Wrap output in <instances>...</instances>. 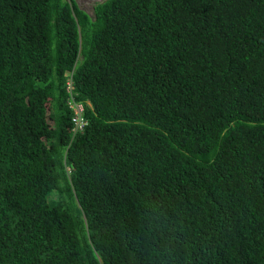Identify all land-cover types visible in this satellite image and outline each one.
Instances as JSON below:
<instances>
[{
  "label": "trees",
  "instance_id": "trees-1",
  "mask_svg": "<svg viewBox=\"0 0 264 264\" xmlns=\"http://www.w3.org/2000/svg\"><path fill=\"white\" fill-rule=\"evenodd\" d=\"M0 264H264V0H0Z\"/></svg>",
  "mask_w": 264,
  "mask_h": 264
},
{
  "label": "built area",
  "instance_id": "built-area-1",
  "mask_svg": "<svg viewBox=\"0 0 264 264\" xmlns=\"http://www.w3.org/2000/svg\"><path fill=\"white\" fill-rule=\"evenodd\" d=\"M65 89L68 93L67 106L71 110V130L73 132L80 131L86 124V119L83 116V104L74 99L73 89L69 79L66 80Z\"/></svg>",
  "mask_w": 264,
  "mask_h": 264
},
{
  "label": "clouds",
  "instance_id": "clouds-1",
  "mask_svg": "<svg viewBox=\"0 0 264 264\" xmlns=\"http://www.w3.org/2000/svg\"><path fill=\"white\" fill-rule=\"evenodd\" d=\"M101 1H103V0H101ZM100 1V2H101ZM97 3V2H96ZM94 6V5H93ZM93 6L92 7H90V9H91V12L93 13ZM82 10V9H81ZM84 11V10H83ZM87 15H89L86 11H84ZM92 13H91V15H89V16H92ZM70 75H71V71H65L64 72V77H65V80H64V90H65V92H67L66 91V89H65V83H66V80L67 79H69L70 81H71V78H70ZM71 85H72V89H73V94L75 95V91H74V87H73V84H72V81H71ZM67 98H68V93H67ZM74 99H75V97H74ZM76 100V99H75ZM76 101H78V100H76ZM78 102H81L82 104H83V116H84V104H88V102H83V101H78ZM68 107V106H67ZM69 109V108H68ZM69 111H70V117H71V110L69 109ZM85 118V117H84ZM69 121H70V119H69ZM86 123H87V121H86ZM86 125V124H85ZM71 128H72V125H71V121H70V131H71V133L72 134H76V133H78V132H80V131H75V132H73L72 130H71ZM84 128V127H83ZM67 171H68V169H67Z\"/></svg>",
  "mask_w": 264,
  "mask_h": 264
},
{
  "label": "rangeland",
  "instance_id": "rangeland-1",
  "mask_svg": "<svg viewBox=\"0 0 264 264\" xmlns=\"http://www.w3.org/2000/svg\"><path fill=\"white\" fill-rule=\"evenodd\" d=\"M101 0H75L76 5L86 11L89 15H91V9L90 7H92L96 2H100ZM62 181H59V184H61Z\"/></svg>",
  "mask_w": 264,
  "mask_h": 264
}]
</instances>
